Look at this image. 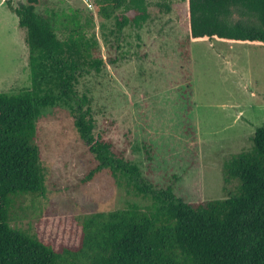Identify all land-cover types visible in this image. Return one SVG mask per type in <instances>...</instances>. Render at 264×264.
Wrapping results in <instances>:
<instances>
[{
  "label": "rangeland",
  "instance_id": "obj_1",
  "mask_svg": "<svg viewBox=\"0 0 264 264\" xmlns=\"http://www.w3.org/2000/svg\"><path fill=\"white\" fill-rule=\"evenodd\" d=\"M95 1L38 0L35 8L60 39L75 16L86 37L98 43L105 65L77 85L90 98L94 136L123 152L144 180L158 188L172 186L184 202L226 198L235 183L223 182V163L251 150L254 130L264 124V47L190 42L184 60L186 0H146L150 18L139 29L122 30L114 16L97 15ZM11 2L16 7L25 0ZM17 23L6 6L0 7V93L30 85L26 32ZM35 144L45 191L13 199L11 228L59 250L78 243L90 214L153 207L151 199L136 196L125 181L117 186L106 172L81 182L96 162L65 105L41 110Z\"/></svg>",
  "mask_w": 264,
  "mask_h": 264
},
{
  "label": "trees",
  "instance_id": "obj_2",
  "mask_svg": "<svg viewBox=\"0 0 264 264\" xmlns=\"http://www.w3.org/2000/svg\"><path fill=\"white\" fill-rule=\"evenodd\" d=\"M5 4L26 32L30 85L15 94L0 93V264H264V124L255 128L251 150L223 163V182L235 183L234 192L184 202L172 186L158 188L144 180L123 152L94 136L91 101L77 85L105 65L96 39L86 37L75 16L60 39L51 21L36 12L38 0ZM94 8L102 19L114 16L117 30L139 29L151 16L146 0H96ZM184 13L189 31L181 45L184 60L190 42L264 47V0H186ZM58 105L68 108L96 162L81 182L106 172L117 186L125 181L136 196L151 199L153 207L90 214L78 243L55 250L11 228L9 215L13 199L45 191L36 122L42 109Z\"/></svg>",
  "mask_w": 264,
  "mask_h": 264
},
{
  "label": "crops",
  "instance_id": "obj_3",
  "mask_svg": "<svg viewBox=\"0 0 264 264\" xmlns=\"http://www.w3.org/2000/svg\"><path fill=\"white\" fill-rule=\"evenodd\" d=\"M6 6L5 0H0V7ZM7 8V7H6ZM8 9V8H7ZM9 11V10H8ZM10 12V11H9Z\"/></svg>",
  "mask_w": 264,
  "mask_h": 264
}]
</instances>
